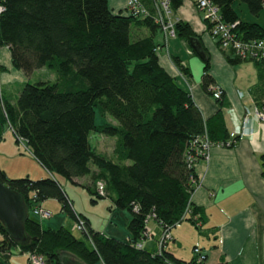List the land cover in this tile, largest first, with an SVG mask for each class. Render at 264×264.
I'll list each match as a JSON object with an SVG mask.
<instances>
[{"label":"trees","instance_id":"trees-1","mask_svg":"<svg viewBox=\"0 0 264 264\" xmlns=\"http://www.w3.org/2000/svg\"><path fill=\"white\" fill-rule=\"evenodd\" d=\"M108 1L0 0V47H8L12 67L25 76L42 67L55 72L53 81L26 80L14 97L1 93L0 139L6 124L15 143L22 140L49 175L15 178L0 168V182L20 193L27 205L24 229L30 236L27 243L17 244L0 222V264H8L12 246L21 253L42 255L43 264H61L62 251L85 264H202L206 257L193 253L188 259L178 258L166 248L170 240L158 251L136 244L149 220L169 232L188 220L202 233L206 214L191 201L199 184L195 165L201 155L196 152L204 135L210 143L229 138L223 91L215 98L216 111L203 118L189 90L159 64L157 49L162 42L156 34L161 31L151 14L114 12ZM233 1L214 0L222 19L237 21L235 29L243 39L264 38V27L239 18ZM238 1L253 15L264 7V0ZM141 2L151 6V0ZM169 2L175 9L182 0ZM174 30L188 42L194 37L200 41L186 21L180 19ZM200 45V86L212 95L210 86L216 84L201 41ZM223 52L230 63L242 61L231 51ZM173 60L186 69L177 57ZM253 62L260 68L264 60ZM260 107L264 109V102ZM95 108L114 122L95 123ZM92 131L114 137L110 156L89 143ZM237 138H229L227 147ZM52 173L72 182L84 176L90 193L108 196L115 207L126 208L130 213L127 240L94 230L86 216L72 209L71 199ZM97 181L103 183L101 192ZM46 198L56 199L71 219L83 220V237L62 225L43 227L31 216L33 206Z\"/></svg>","mask_w":264,"mask_h":264},{"label":"crops","instance_id":"crops-1","mask_svg":"<svg viewBox=\"0 0 264 264\" xmlns=\"http://www.w3.org/2000/svg\"><path fill=\"white\" fill-rule=\"evenodd\" d=\"M126 2L109 0L108 7L114 12L125 10ZM234 3L235 0L232 7L239 18L257 22L264 27V7L257 15H253L246 5H242L243 2L236 4L239 10ZM173 13L186 21L199 35L208 55V72L223 91L225 104L222 111L226 127L229 132H235L238 138L230 147L212 146L208 160L200 159L195 165L200 182L191 195V201L201 206L206 214V220L201 226L204 241L196 240L189 225L177 223L170 230V241L174 246L167 244L166 248L176 257L188 259L193 255L194 243H198L200 252L206 255L202 264H264V120L254 112L255 107L259 108L264 102V63L258 68L250 60L228 62L225 53L208 34L201 12L190 0H182L173 9ZM161 38L162 35L159 40L162 45L157 49L159 64L179 85L189 90L203 118L211 116L218 104L200 86L202 58L193 51L201 59L190 55L187 48L183 49V45L176 39H168L164 45ZM174 56L185 70L177 66ZM0 65L6 74L2 76L1 72V83L26 81V76L12 67L7 46L0 47ZM36 164V169L25 172L26 176L35 179L49 175L46 169ZM0 168L7 176L14 177L1 158ZM41 207L45 209L46 206L43 203ZM152 223L153 227L149 229L153 234L144 239L142 244L148 250L158 251L157 240L161 227L154 221ZM187 238L191 241V248L184 246ZM25 257H18L17 261H12V257L9 264L11 261V264H26Z\"/></svg>","mask_w":264,"mask_h":264},{"label":"rangeland","instance_id":"rangeland-1","mask_svg":"<svg viewBox=\"0 0 264 264\" xmlns=\"http://www.w3.org/2000/svg\"><path fill=\"white\" fill-rule=\"evenodd\" d=\"M237 3H242V2L235 0L234 3L235 6ZM242 5L245 6L244 3H242ZM236 9L239 10L237 6ZM160 37H161V33L157 32L156 39L158 41L160 40ZM169 39L170 40L176 39L179 43H181V45H183V49L187 48V51L189 52L190 55H192L195 58L199 57L192 52V50L189 48L190 45L188 41L186 42L182 37L176 36L174 38L170 37ZM162 40L163 39L161 38V41ZM4 71L5 70L0 71V74L1 72L3 73ZM4 73L2 74V76L6 75ZM54 77H55V72L52 69L42 67L41 69H37L33 71L32 74H30L29 76L27 75L26 80L29 79V81L31 82L37 81L39 79H48L53 81ZM1 80L2 77L0 79L1 93L5 92L13 97L16 96L17 94L16 90L19 89L23 84V82L14 83V84H7L5 82L1 83ZM211 97L214 98L213 95H211ZM94 121L95 123H102L104 121L114 122L113 119L108 115L100 116L99 112L97 111V108H95ZM88 141L97 150L105 153L107 156L111 155L112 146H113L112 143L114 141V137L100 136L98 135V133L92 131L89 133ZM0 142H1L0 158L3 164L8 168L9 172L13 174L15 178L26 176L25 172H27L29 169L30 170L36 169L37 167L36 163H38L37 160H35V158L30 156V154L28 153V148L26 147L25 143L22 140H19L17 143H15L14 135L11 129L6 124L4 125L3 136L0 139ZM38 165L40 164L38 163ZM52 175L55 179L58 180V182L61 184L62 188L68 195V197L71 199L72 209L75 212H79L84 216H86L89 222L92 224L91 227L94 230H99L106 236H112L121 240H127V234H128L127 223L130 218V213L126 208L115 207L112 200L108 196L99 198L96 197L95 194L90 193L86 187V185H88V182L85 180L86 177L84 176L77 177L75 181L72 182L56 173H52ZM111 196L113 197L114 195L111 193ZM43 203L46 206L44 207L45 210L49 212L47 218H43L37 214H33V213L31 214V216L37 221H39L43 227L56 228L62 225L69 228L74 235L83 237L82 233L73 227L74 220L71 219L65 211L60 209V203L56 199L46 198L41 202V206L43 205ZM179 223H186L187 225H189V227L193 229L196 240H198L199 242L204 241L205 236L200 232H198V230L194 227V225L190 223L188 220H182ZM147 227H153L152 220H149L147 222ZM186 236L188 237V233L186 234ZM141 240H144V238H141L139 241ZM186 242L187 244H185L184 246H190L191 248L192 245L190 243L191 241H189V239L187 238ZM172 243H173L172 241H168L169 244L168 246L170 247L174 246L172 245ZM194 244L197 245L198 243H194ZM177 249L180 250L183 249V247H177ZM23 254L25 255V252L21 253L18 250L17 246H12L10 249V253L8 255V264H9V260L12 257H14L12 258V261H17L18 257L20 258L25 257ZM26 264H28L27 259H26ZM95 264H102V263L98 261Z\"/></svg>","mask_w":264,"mask_h":264},{"label":"built area","instance_id":"built-area-1","mask_svg":"<svg viewBox=\"0 0 264 264\" xmlns=\"http://www.w3.org/2000/svg\"><path fill=\"white\" fill-rule=\"evenodd\" d=\"M170 0H151V6L145 5L141 0H127L126 11L131 14H136L140 16H148L151 14L152 19L156 22L160 28L161 35L163 38V43L166 45L167 40L172 37H176V32L174 30V25L180 20V18L173 13L170 7ZM194 6L201 12L204 21L206 22V28L208 34L216 41L219 49L223 51H231L232 54L239 57L242 60L251 61H261L264 60V38H249L243 39L240 34L237 33L235 27L237 21L228 22L224 21L221 17L219 6L214 2V0H190ZM2 6L0 5V11ZM212 90V95L214 98L219 97L220 88L217 85L210 86ZM1 99V91H0ZM256 115L264 120V109L262 107L254 109ZM235 132L229 133V138L233 137ZM203 137V143L196 153L201 155V159L208 160L209 150L212 146L227 147L230 144V139L228 138L225 142L210 143ZM96 189L101 192L103 189V183L97 181ZM32 213L37 214L43 218H47L49 212L41 207L40 204L34 205L32 208ZM73 227L79 231L84 229L83 220L76 217L73 223ZM153 232L147 227L144 232L143 238H150ZM170 240V232L167 228L161 227V234L157 240V247L160 250L165 246L166 242ZM142 241L137 242L136 246H143ZM193 253L201 259L203 258L202 253L197 245L192 248ZM26 259L28 264H43L42 255L33 252L25 251Z\"/></svg>","mask_w":264,"mask_h":264},{"label":"water","instance_id":"water-1","mask_svg":"<svg viewBox=\"0 0 264 264\" xmlns=\"http://www.w3.org/2000/svg\"><path fill=\"white\" fill-rule=\"evenodd\" d=\"M190 47L201 57L200 41L194 37L189 38ZM28 218V208L20 193L0 182V222L4 230L17 244H25L30 236L24 229V222ZM61 264H85L75 255L67 251L59 252Z\"/></svg>","mask_w":264,"mask_h":264},{"label":"bare ground","instance_id":"bare-ground-1","mask_svg":"<svg viewBox=\"0 0 264 264\" xmlns=\"http://www.w3.org/2000/svg\"><path fill=\"white\" fill-rule=\"evenodd\" d=\"M193 252V251H192Z\"/></svg>","mask_w":264,"mask_h":264}]
</instances>
